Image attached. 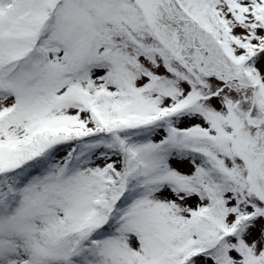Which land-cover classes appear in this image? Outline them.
Wrapping results in <instances>:
<instances>
[{"label":"rangeland","instance_id":"1","mask_svg":"<svg viewBox=\"0 0 264 264\" xmlns=\"http://www.w3.org/2000/svg\"><path fill=\"white\" fill-rule=\"evenodd\" d=\"M213 1L0 11V208L14 207L0 210V264H219L187 244L202 213L222 223L221 264H264V0ZM23 56L31 68L6 71ZM222 82L239 84L234 103ZM74 105L88 119L51 118ZM200 161L202 177L218 174L207 190L189 178ZM132 191L142 196L120 208Z\"/></svg>","mask_w":264,"mask_h":264},{"label":"trees","instance_id":"2","mask_svg":"<svg viewBox=\"0 0 264 264\" xmlns=\"http://www.w3.org/2000/svg\"><path fill=\"white\" fill-rule=\"evenodd\" d=\"M16 0H4L0 6V11L4 10V9H8L10 6L9 4L11 5H14ZM220 1H226V0H214L213 1V7L215 8L218 4H220L219 2ZM257 12L259 14V17L260 19H263L264 17V13L262 11V8L261 7H257ZM260 21H263V20H260ZM149 23L151 24H156L157 28L158 29H161L157 24H160L158 22H153V21H148ZM211 24L215 26V21L213 19H211ZM161 25V24H160ZM216 27V26H215ZM163 30V29H162ZM49 34H45L44 36H48ZM42 40V36H38L37 37V41L38 43ZM36 46V44H35ZM168 46H169V42H168ZM208 61H211V57H205ZM30 60H27V57H24V58H19L17 61L13 62V63H6V65H8L5 69L6 71L8 72L9 71V66H13L14 68V71H13V75H14V72L16 70H18V68H24L25 66H27V68H31L30 66ZM216 62H218L216 64V68L218 70H226V71H229L227 69V67H225V64L224 63H220V62H223L221 61V59H217ZM242 70V68H240ZM7 76V73L6 75ZM113 78V77H112ZM224 85H226L227 83L225 82H222ZM231 84V83H230ZM233 85L230 86L229 88V91H223L222 88H218V91H217V95H224L225 98L224 99H228L230 100L232 103H234L235 101V97L236 96V92L235 91H231L232 89H238L239 86L237 84H234L232 83ZM229 85V84H227ZM260 95V92L259 90L256 88V91H255V94H253V97H256V96H259ZM229 97V98H228ZM261 99H263L262 97V94L259 96ZM261 101V100H260ZM130 131H134V129H130ZM38 139H41V138H38ZM37 141V138H34L33 141H32V144L34 142ZM79 149H80V145H77L75 147V154H77L79 152ZM115 151V150H114ZM30 162V161H27V163ZM29 165V164H27ZM26 165V166H27ZM21 171H22V168L19 166V167H16V168H13V169H10L8 171H6V173H3L5 177H13L12 179L13 180H16L17 177L16 175H20L21 174ZM218 178V174L217 173H213L212 177L209 178V175H207V177L205 178L207 181L208 179H211V180H215ZM206 181V182H207ZM208 183V182H207ZM11 186H13V184L11 183L9 185V188H12ZM206 185H203V190L205 189ZM11 190V189H9ZM206 190V189H205ZM6 192L4 191L2 193V196L5 194ZM141 196V193L137 192L136 191H132V192H125L123 194V196L121 197L118 205L121 206L120 208L124 207L125 205H127V203L133 201L135 198ZM13 205H10L8 209L6 208H0V210H2L4 213H8V212H11L12 210ZM119 208V209H120ZM119 213V211H118ZM113 220L112 217L109 216V219L107 220V222L105 224H107V226H110V222ZM222 226V223H220L219 221L211 218V217H207L205 218V214H200L196 220L193 221V223L189 226V231L188 233L190 234V243L188 242L187 244L189 245H193L194 247H196V249L198 248L199 251H201V253L203 254H206V255H213L217 258L218 260V263L221 264L222 263V257L219 256L217 253H218V248H219V242H217V240L221 238V236L219 237V230H221ZM220 227V228H219ZM104 230V228L100 229L99 232H102ZM197 236V240L194 241L193 240V236Z\"/></svg>","mask_w":264,"mask_h":264},{"label":"bare ground","instance_id":"3","mask_svg":"<svg viewBox=\"0 0 264 264\" xmlns=\"http://www.w3.org/2000/svg\"><path fill=\"white\" fill-rule=\"evenodd\" d=\"M233 34L235 33L233 32L231 36H233ZM54 112H58V113L54 114ZM1 113L2 112H0V114ZM50 113H52L51 118L53 119L54 122H61L63 125H65V123L77 124L79 121H82L86 118L88 119L89 117L88 112L78 107H69V108H60V109L57 108Z\"/></svg>","mask_w":264,"mask_h":264}]
</instances>
